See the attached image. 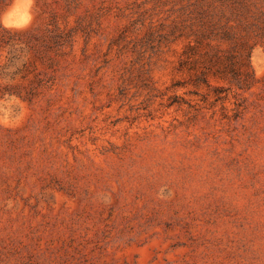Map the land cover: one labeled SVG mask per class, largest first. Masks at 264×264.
I'll use <instances>...</instances> for the list:
<instances>
[{
  "label": "rangeland",
  "instance_id": "374dc122",
  "mask_svg": "<svg viewBox=\"0 0 264 264\" xmlns=\"http://www.w3.org/2000/svg\"><path fill=\"white\" fill-rule=\"evenodd\" d=\"M0 264H264V0H0Z\"/></svg>",
  "mask_w": 264,
  "mask_h": 264
},
{
  "label": "trees",
  "instance_id": "16d2710c",
  "mask_svg": "<svg viewBox=\"0 0 264 264\" xmlns=\"http://www.w3.org/2000/svg\"><path fill=\"white\" fill-rule=\"evenodd\" d=\"M227 34H228V33H227ZM191 49H192L191 47L188 48V50H191ZM187 54H188V53H186V52L184 53V55H187Z\"/></svg>",
  "mask_w": 264,
  "mask_h": 264
}]
</instances>
